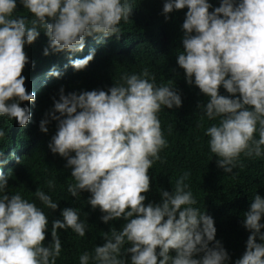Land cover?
<instances>
[{"label":"clouds","instance_id":"9594fccd","mask_svg":"<svg viewBox=\"0 0 264 264\" xmlns=\"http://www.w3.org/2000/svg\"><path fill=\"white\" fill-rule=\"evenodd\" d=\"M18 5L31 20L18 15ZM134 5L135 0H0V118L21 128L33 119L27 104L35 105L37 98L26 91L22 72L29 64L35 68L25 48L41 32L48 38L44 56L68 54L65 70L83 71L96 50L78 59L73 54L83 52L87 38H97L99 44L111 37L119 40L121 23L130 21ZM185 9L183 50L176 63L187 85L207 98L197 104L201 119L218 120L205 130L217 167L234 174L241 156L264 157V0H220L218 7L209 0H164L160 14L168 22L171 14ZM47 75L61 79L63 72L54 66ZM121 80L107 90L67 95L61 87L39 125L47 134L56 122L48 148L71 169L70 196L78 200L89 193L87 204L100 210L104 224L124 221L120 230L103 232V245L83 252L79 264H233L216 239L214 219L196 206L186 183L190 172L176 180L171 192L159 190V203L145 204L149 171L168 147L159 113L181 108V93L171 80L157 85L147 68ZM221 88L227 95L220 94ZM5 136L0 128V139ZM8 159L22 160L15 151ZM8 159L0 151V169ZM9 172H0V264H56L62 252L60 230L83 238L87 221L78 208L61 210V219L51 223V242L45 244L49 216L35 201L7 193ZM47 187L54 189L55 181H47ZM33 194L51 212L58 210L59 202L45 191L38 188ZM262 219L264 197L256 193L243 213L242 226L250 233L245 251L234 264H264Z\"/></svg>","mask_w":264,"mask_h":264},{"label":"trees","instance_id":"16d2710c","mask_svg":"<svg viewBox=\"0 0 264 264\" xmlns=\"http://www.w3.org/2000/svg\"><path fill=\"white\" fill-rule=\"evenodd\" d=\"M209 2L218 7L220 0ZM163 3L164 0H135L130 21L121 23L119 40L111 37L99 44L97 38H87L83 52L73 54V59H78L88 55L90 49L96 50L94 60L83 71L76 72L70 66L65 70V65L69 64L68 54L44 56L48 38L43 32L33 45L25 48L30 61L35 63L34 69L29 64L22 72L26 77V91L35 93L37 98L35 105L27 104L33 113V119L26 127L21 128L14 120L0 118V128H4L6 132L5 138L0 139V151L4 152V159H8L13 151L22 159L21 164L8 159L0 172L7 175L10 171L7 189L9 195L19 193L25 199L35 201L48 214L49 230L45 244L51 242V223L55 219H61V210L78 208L81 220L87 221L88 230L83 238L70 229L60 230L62 252L56 264H79V256L83 252H92L96 246L103 245V232L108 233L111 228L120 230L124 221L104 224L100 219V210L93 211L87 204L89 193H81L78 200L70 196L67 185L74 183L71 169L65 167L64 158L53 155L48 148L57 131L56 122L49 124L47 134L40 131V122L53 108V98L59 99L61 87L66 95L94 89L107 90L114 84L122 83L121 77L124 74H139L145 68L155 75L157 85L167 84L171 80L172 86L182 96L181 108L163 109L159 113L168 147L160 153L161 160L149 171L151 190L146 194L145 204L159 203V190L171 192L176 180L184 172H190L186 183L198 202L196 206L214 219L216 239L223 243L233 264L245 251L250 233L242 226L243 213L249 209L256 193L264 197V157L241 156L242 166L238 165L233 170L234 174H225L217 167V158L210 152L205 130L211 124L218 123V120L209 121L206 117L201 119L202 113L197 109V104L206 103L207 98L195 86L187 85L185 74L176 63L178 53L183 50L181 25L187 9L174 12L166 22L160 14ZM17 11L18 15L32 19L22 5H18ZM54 66L63 72L61 79L47 75ZM172 69H176V72L173 73ZM220 94L227 95L223 88L220 89ZM49 180L55 181L54 189L47 187ZM38 188L59 202L57 211L51 212L35 198L33 193ZM261 222L264 223V219ZM170 254L175 255L174 252Z\"/></svg>","mask_w":264,"mask_h":264}]
</instances>
